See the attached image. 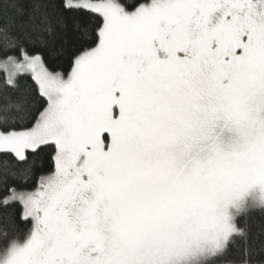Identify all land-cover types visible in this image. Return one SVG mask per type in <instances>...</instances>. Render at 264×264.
Returning <instances> with one entry per match:
<instances>
[{
  "label": "snow or ice",
  "instance_id": "6c2138e0",
  "mask_svg": "<svg viewBox=\"0 0 264 264\" xmlns=\"http://www.w3.org/2000/svg\"><path fill=\"white\" fill-rule=\"evenodd\" d=\"M0 264H264V0H0Z\"/></svg>",
  "mask_w": 264,
  "mask_h": 264
}]
</instances>
